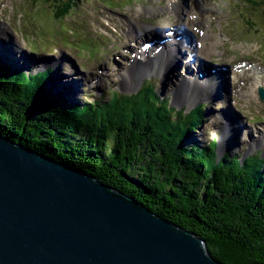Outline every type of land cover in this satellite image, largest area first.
<instances>
[{
  "label": "trees",
  "instance_id": "16d2710c",
  "mask_svg": "<svg viewBox=\"0 0 264 264\" xmlns=\"http://www.w3.org/2000/svg\"><path fill=\"white\" fill-rule=\"evenodd\" d=\"M79 1L61 2L55 15ZM27 81L21 95L0 90V126L24 138L26 147L66 153L87 174L203 239L224 264H264L263 160L228 152L217 160L215 141L186 143L203 116L201 105L177 109L145 82L135 93L111 92L106 100L65 99L52 118L42 88L29 89Z\"/></svg>",
  "mask_w": 264,
  "mask_h": 264
},
{
  "label": "rangeland",
  "instance_id": "374dc122",
  "mask_svg": "<svg viewBox=\"0 0 264 264\" xmlns=\"http://www.w3.org/2000/svg\"><path fill=\"white\" fill-rule=\"evenodd\" d=\"M63 1L66 0H0V26L5 29L4 32L0 29V42L6 45V55L9 53L17 61L20 59L38 64L43 70L54 68L52 71L55 76L54 84L65 94V99L73 104L91 99L106 100L110 96L109 91L113 88L116 91L121 90L132 94L145 81H149L160 97L167 99L172 106L190 110L202 102L201 121L185 142L189 144L198 142L200 146H207L216 140L214 150L217 160L226 152L230 153V156L239 155L241 160L249 155L260 154L264 171V139L260 140L264 136V100L258 99L257 90L252 98L242 94L239 88H235L242 87V83L237 82L221 95L217 94L216 100H212L213 103H209L210 105L208 99L203 96L193 102L173 99L175 82L187 78L186 69L183 66L187 63L186 59H190L189 48L196 52L199 63L203 61L204 65L215 63L225 67L222 71H227L229 79H232L230 72L239 66L240 61H245L246 64L252 61L257 62L264 69V2L261 0H255L256 3L252 0H201L209 3L211 12L209 19L204 21L200 19L197 22V25L202 26L199 30L196 25L185 26L182 20L188 10L197 6L199 0H180L183 9L180 17L175 16L171 11L164 12V9L160 13L135 14L139 7L145 9L152 6H165L168 0H80L77 6L69 9L64 17L55 15L54 9ZM103 17L110 20L115 29L108 26ZM189 18L192 17L189 16ZM129 21L133 29L137 27L142 30L148 29V31L155 29V35L148 31H141L133 36V32L130 31L128 33L132 40L125 38L124 31ZM139 22L141 25L138 24ZM181 26L189 33V41L179 46L180 56L175 68H169L160 75L151 72L145 75L148 70L145 73L140 72L141 75L137 72L133 75H122L130 60L134 58L135 50L139 49L142 56L143 51L139 46L144 39L149 41L154 37L158 38L164 30H175ZM205 30L214 35H211L210 39H221L216 45V52L203 50L201 54L193 50L196 48L198 38ZM193 32L200 36L196 37ZM15 35L25 45L17 40ZM207 37L209 40V35ZM157 38L154 39L158 40ZM11 40L17 47L11 44ZM131 41L133 45H130ZM167 44L168 40L164 45ZM183 48L185 52L182 53ZM35 49L39 50L40 54L34 53ZM49 51H52L51 54H48ZM208 54H210L209 57H206ZM43 55L46 57H42ZM197 59L193 61L197 62ZM174 63L172 62V65ZM142 66L141 71L146 65L142 64ZM189 66L193 67V64ZM257 69L259 68L253 69V72L262 77ZM191 70L197 74V68H191ZM108 72L110 76H106L104 84L98 86L102 74L108 75ZM215 72L220 73L219 70ZM225 78L228 77L225 76ZM74 79L84 86L82 92L80 88L76 91V93L79 92L76 95L72 94L71 84ZM201 81L204 83L203 78ZM202 82L201 86L204 85ZM229 83L231 84V80ZM62 84L70 93L62 89ZM126 84L129 88L123 86ZM201 86L196 88L201 90ZM232 128L237 131L235 134H230ZM256 141L260 143L255 145Z\"/></svg>",
  "mask_w": 264,
  "mask_h": 264
},
{
  "label": "water",
  "instance_id": "95a60500",
  "mask_svg": "<svg viewBox=\"0 0 264 264\" xmlns=\"http://www.w3.org/2000/svg\"><path fill=\"white\" fill-rule=\"evenodd\" d=\"M43 76L0 57V90L21 95L28 80L29 89L42 88L54 118L65 97L53 74ZM46 153L0 126V264H224L193 232L87 174L59 149Z\"/></svg>",
  "mask_w": 264,
  "mask_h": 264
},
{
  "label": "bare ground",
  "instance_id": "6f19581e",
  "mask_svg": "<svg viewBox=\"0 0 264 264\" xmlns=\"http://www.w3.org/2000/svg\"><path fill=\"white\" fill-rule=\"evenodd\" d=\"M198 2H197V6H194L192 8V10H188L187 13H185L186 16L182 20H183L185 26L196 25L197 27H199V30H201L202 26L197 25V22L200 19H202L203 21L209 19L211 10H210V7H209V3L201 1V0H199ZM180 4H181L180 0H168L167 5H165V6L147 7V8H145L146 10L144 8H142V7H139L138 9H136L135 14L144 13V12H146L148 14L160 13V11L162 9H164L163 10L164 12L171 11V12H173L175 14V16L180 17L183 14V9L181 8ZM189 16H191L192 18L190 19ZM103 20H104L105 23H107L108 26H111V28L115 29L114 26L111 24L110 20H108L105 17H103ZM132 21H134V20H132ZM134 22H136V21H134ZM131 24H132L131 21H129L128 27H127L126 31H124L125 32V38H129V40H132L131 37H130V34L128 33L130 31L133 32V36H134V34H135V36L138 35V32L148 31V29L147 30H142V28H139V27H137L136 29H133V27L131 28V26H130ZM138 24L141 25L140 22ZM161 28H163V26ZM0 29L2 30V32L5 31V29L3 27H1V26H0ZM102 30L106 31L104 28H102ZM148 32L151 33V34H154L155 29H149ZM193 33H194V35L196 37L200 36L199 34H197L195 32H193ZM166 35L167 34L163 33L161 36H158V38L154 37V38H157L158 40L155 39L156 43L152 47L150 46V47L146 48V50H147V55L146 56H139L141 58L140 63L136 60V58L131 59L130 62L128 60H126V61L129 62V65H128V67L125 70H123L124 72L122 73V75L123 74H125L127 76L129 74L133 75L135 72H137L138 75H141V73H145L147 70L148 71L145 73V75L150 73V72L151 73H158L160 75L163 71L166 72L169 68H171V69L175 68L177 66V63H178L177 60H179V56H180V54H178V53H180V51H179L180 49L178 48V45H181V42L178 41V40H175V36H176L175 33L173 35L174 38L172 36H170V35H168L169 37H167ZM208 35H209V40H208V37H207ZM211 35H212L211 33H209V32L207 33V30L203 31L202 36L199 37L198 41H197V42L200 43V46H198L196 48V51L198 53L203 54V52H202L203 50H205V51L214 50L216 52V50H217L216 45H217V43H219V41L221 39H219V38L210 39ZM212 36H214V35H212ZM154 38H152V39H154ZM159 40H164V42L161 43L162 45H164V43L166 44V41L168 40V45H171V52H168V51L166 52L165 50H167V48H165V45H164L163 47H161L159 52L153 53L154 48L158 46ZM12 43H13V40H12ZM132 43H133V41L130 42V45H133ZM13 45H14V47H17V45H15V42L13 43ZM0 46H2V41L0 42ZM174 46H176V47H174ZM137 51L138 50H135V52H137ZM173 51H175L176 53H173ZM183 52H185L184 48L182 49V53ZM195 53H196L195 51L193 52L189 48V55L188 56L190 58L192 57V59H197ZM209 55L210 54H208L206 57H209ZM42 57H46V56L43 55ZM198 60H199V58L197 59V61ZM141 61H143V62H141ZM172 62H175V63L172 65ZM193 62H196V61L187 59V64H190V63H193ZM142 64L143 65L145 64L146 67L141 71V68L143 67ZM187 64H185L183 66L186 69L187 78L182 79L180 81L177 80L175 82L176 88H175V90H173L174 91V94H173V99L174 100H175V98H177L178 100L182 99L183 101L186 100V102H193V101L197 100L200 96H203L205 99H208V101H209L208 104L209 103H213L212 100H216L217 94L221 95V93L223 91H227V89H229V87L232 88L233 84L236 85L237 82L238 83H242V87H240V86L237 87L236 86L235 88H239V90H240V92L242 94H246V95L251 96L252 98H254V96L256 95L255 93H256L257 87H259L261 85H264L263 84L264 83V81H263L264 74H263V71L259 68V63H257V62H253L252 61V62H249L247 64L240 63L239 66L236 67L235 70H232L230 72L231 75H232V79H229V75H228L226 70L222 71L220 73L211 72V69L209 68L211 66H209L207 64L204 65V63L201 62V63H197V65H195L193 67V68H197L199 72H202V78L204 79V81L207 79L204 82V85L201 87V90H199L198 88H196V84H194V82L197 81L198 78L194 74V72L191 70V66H188ZM256 68H259V69H257V71L260 73V75H262L263 78L253 72V69H256ZM44 71H49V70L46 68V69H44ZM106 76H110V73L108 72V75L102 74V78L100 79L98 86L104 84L103 82H105ZM225 76H227L228 78H225ZM135 77H137V76L135 75ZM54 78H55V76H54ZM230 80H231V84L229 83ZM73 81H72V84H71L73 86L72 87V89H73V93L72 94L76 95V94H79V92L76 93V91H79L78 89L80 88L81 89L80 91L82 92V89L84 88V86L83 85L81 86L80 85L81 82L78 81V80L75 81V79H74ZM123 86L125 88H129L128 84L123 85ZM60 91H61V89H60ZM111 92H113V94L114 93H120L119 91H116L114 88L109 91V93H111ZM135 92H132V93H135ZM64 97H65V94H64ZM236 132L237 131L235 130V128H232L230 130V134H233V133L235 134ZM263 137L264 136L261 137V139H260L261 141H263V139H264ZM259 143L260 142L256 141L255 145H258ZM246 157H252V156L249 155V156H246ZM263 159H264V157H263Z\"/></svg>",
  "mask_w": 264,
  "mask_h": 264
}]
</instances>
